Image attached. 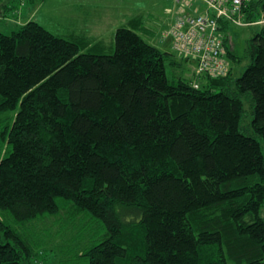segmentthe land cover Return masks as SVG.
<instances>
[{"label":"trees","instance_id":"trees-1","mask_svg":"<svg viewBox=\"0 0 264 264\" xmlns=\"http://www.w3.org/2000/svg\"><path fill=\"white\" fill-rule=\"evenodd\" d=\"M135 20L109 52L33 19L0 31V264L40 260L32 223L61 209L100 224L85 264H264V23L239 75L185 78Z\"/></svg>","mask_w":264,"mask_h":264},{"label":"rangeland","instance_id":"rangeland-1","mask_svg":"<svg viewBox=\"0 0 264 264\" xmlns=\"http://www.w3.org/2000/svg\"><path fill=\"white\" fill-rule=\"evenodd\" d=\"M180 2L181 0H1L0 31L8 33L33 19L52 32L85 36L92 44L98 43L103 46L104 52H109L110 45L112 48L114 44L116 27L127 21L128 24L136 18L135 21L139 25L136 30L142 38L164 52H171L169 46L173 43L172 37L166 36L167 31L162 30L170 25L176 18V13L180 12ZM189 3L194 7H204L200 0H190ZM189 12L194 11L189 8ZM172 17L174 18L170 21ZM259 18L257 15L254 20ZM254 24L229 23L227 33L230 35L233 53L238 58L235 61L229 58L233 77L239 75L250 62V58L245 54L246 43L263 23ZM160 33L164 34V37ZM174 56L179 59L182 55L174 53ZM182 57L185 58L181 60V66L177 70L187 78L193 71H198L196 60ZM168 60L167 58V64ZM166 72H173L169 65L166 66ZM242 102L245 114L243 123L248 124L252 113L246 97L242 98ZM12 113L14 112L0 114V118L11 116ZM32 229L40 258L34 260V263L38 261L39 264H85L81 261V253L89 243L96 242L103 234L98 222H93L86 215L71 216L62 209L58 213L33 221Z\"/></svg>","mask_w":264,"mask_h":264},{"label":"built area","instance_id":"built-area-1","mask_svg":"<svg viewBox=\"0 0 264 264\" xmlns=\"http://www.w3.org/2000/svg\"><path fill=\"white\" fill-rule=\"evenodd\" d=\"M251 1L255 0H200L204 7L198 8L192 6L190 0H181L180 12L166 27V36L172 37L171 48L174 53L195 59L199 76H225L230 63L223 43L224 35L218 29L217 20L224 18L229 23L239 25L264 23V13L256 22L243 19L244 9ZM189 8L194 12L200 10L192 13ZM161 36L164 37V34Z\"/></svg>","mask_w":264,"mask_h":264},{"label":"crops","instance_id":"crops-1","mask_svg":"<svg viewBox=\"0 0 264 264\" xmlns=\"http://www.w3.org/2000/svg\"><path fill=\"white\" fill-rule=\"evenodd\" d=\"M177 8H178V6H176V11H177ZM179 9H180V8H179ZM174 14H175V13H174ZM173 18H174V17H172V18L170 19V21H172ZM127 22H128V21H127ZM127 22H126V23H127ZM160 35H161V33H160ZM159 37H160V36H159ZM170 46H171V45H170ZM170 46H169V47H170ZM170 49H171V47H170Z\"/></svg>","mask_w":264,"mask_h":264},{"label":"clouds","instance_id":"clouds-1","mask_svg":"<svg viewBox=\"0 0 264 264\" xmlns=\"http://www.w3.org/2000/svg\"><path fill=\"white\" fill-rule=\"evenodd\" d=\"M171 47V46H170ZM172 49V48H171ZM173 50V49H172ZM174 52V51H173Z\"/></svg>","mask_w":264,"mask_h":264}]
</instances>
